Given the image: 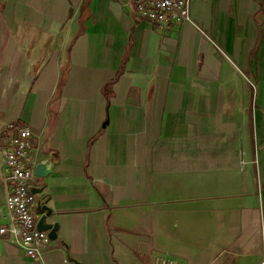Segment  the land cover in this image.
Instances as JSON below:
<instances>
[{
    "label": "crops",
    "instance_id": "obj_1",
    "mask_svg": "<svg viewBox=\"0 0 264 264\" xmlns=\"http://www.w3.org/2000/svg\"><path fill=\"white\" fill-rule=\"evenodd\" d=\"M190 16L0 0V133L31 128L36 210L57 224L41 264H260L264 0H191ZM0 264L37 263L0 236Z\"/></svg>",
    "mask_w": 264,
    "mask_h": 264
},
{
    "label": "built area",
    "instance_id": "obj_2",
    "mask_svg": "<svg viewBox=\"0 0 264 264\" xmlns=\"http://www.w3.org/2000/svg\"><path fill=\"white\" fill-rule=\"evenodd\" d=\"M131 4L140 18L166 29L191 19V0H122ZM38 146L31 128L19 121L7 122L0 133V169L4 175L6 195L0 206V236L22 249L24 255L41 264L43 252L50 246L48 231L37 228L40 214L36 210L35 170L45 163L39 160ZM149 264H178L168 254H154ZM260 264H264V251Z\"/></svg>",
    "mask_w": 264,
    "mask_h": 264
},
{
    "label": "water",
    "instance_id": "obj_3",
    "mask_svg": "<svg viewBox=\"0 0 264 264\" xmlns=\"http://www.w3.org/2000/svg\"><path fill=\"white\" fill-rule=\"evenodd\" d=\"M40 166L43 167L42 170L40 169ZM44 169L45 168H44L43 165H38L36 167V174L39 175V176L43 175L44 174ZM30 191L33 194H36V193H39L41 190L37 189L35 187H31ZM37 212L40 214L39 219L37 221V228L41 229V230H44V231L47 230L50 239H55L56 238V231H57V224H47V223H45V218H46L47 215H49L50 210L47 207H45V206H40V207L38 206Z\"/></svg>",
    "mask_w": 264,
    "mask_h": 264
},
{
    "label": "trees",
    "instance_id": "obj_4",
    "mask_svg": "<svg viewBox=\"0 0 264 264\" xmlns=\"http://www.w3.org/2000/svg\"><path fill=\"white\" fill-rule=\"evenodd\" d=\"M258 28L260 29V23L258 24ZM259 32H260V30H259Z\"/></svg>",
    "mask_w": 264,
    "mask_h": 264
},
{
    "label": "rangeland",
    "instance_id": "obj_5",
    "mask_svg": "<svg viewBox=\"0 0 264 264\" xmlns=\"http://www.w3.org/2000/svg\"><path fill=\"white\" fill-rule=\"evenodd\" d=\"M3 202V201H2ZM2 202H0V206L2 205ZM2 220V218H0Z\"/></svg>",
    "mask_w": 264,
    "mask_h": 264
}]
</instances>
